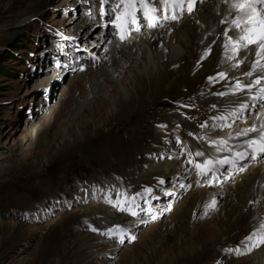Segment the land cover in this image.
Segmentation results:
<instances>
[{"label":"rangeland","instance_id":"374dc122","mask_svg":"<svg viewBox=\"0 0 264 264\" xmlns=\"http://www.w3.org/2000/svg\"><path fill=\"white\" fill-rule=\"evenodd\" d=\"M118 1L109 0L112 9L101 14L98 0H90L95 2L94 11L86 0H0V264H159L161 258L152 262L157 246H144L148 240L146 231L155 225L163 226L187 198L188 202L191 198L192 202L205 198L200 213L194 215V223L205 217L203 210L211 208L205 203L214 198L215 192L218 196L206 223L222 221L233 207L243 209V202L238 207L234 200L240 195L239 180H244L241 174L248 172L247 167L260 165L264 155L258 154L264 152L247 153L236 169L232 157L228 160L231 164L222 165L219 176V166L214 171L200 168L197 172L186 171L182 165L190 150L199 158L212 156L220 148L222 138L211 136L210 131L215 120L225 121L222 117L229 109L223 104H227L228 95L242 100L243 110L248 108L245 112L251 108L250 115L245 116L237 106L231 108L229 112L236 120L230 122V127L214 129L217 134L246 126L248 119L255 116H264V97L254 95L256 90L264 92V80L254 79L248 89L241 91L242 80L235 81L241 76L234 75L235 68L245 61L240 58L234 68L223 53L228 45L234 46L236 52L253 47L254 43L247 41L244 46L236 37L224 35V28L237 30L243 24L237 27L233 19L226 18L219 33L216 30L206 35L215 41L201 40L191 47L187 58L193 61L184 66L181 59L187 55L185 52L179 55L178 62L168 58L159 67L148 50L145 58L141 52L132 57L140 50L133 42L130 58L122 59L111 82L104 80L102 93L93 100L108 102V96L113 95V101L92 118L86 112L94 110L93 105L88 100L81 106L79 97L69 89L72 83L81 81L80 74L98 70L80 54H88L95 61L99 47L96 41L105 37L112 49L116 30L120 31L118 37L122 36L121 26H113ZM138 1L143 8L139 13L148 21H130L128 9V25L130 22L140 28L139 34H131L128 41L132 37L138 40L150 30L148 24L160 23L166 15L164 5L169 3ZM211 2L199 0L194 9L178 18V25L181 18L193 20L195 15L211 12ZM181 5L187 8L185 1ZM151 8L164 15H160V21L154 12L150 13ZM127 31L130 34L131 28ZM98 33L102 34L95 36ZM217 45L224 49L208 57ZM60 60L64 63L60 64ZM248 71L244 70L245 75ZM224 74L228 75L226 80ZM212 78L215 82L210 81ZM216 79L225 82L214 92L208 84H216ZM236 91L238 95H233ZM203 94L218 100L217 106L198 101ZM255 128L252 135L261 138L264 127ZM104 138L108 143H102ZM88 142L92 146L85 147ZM244 144L232 148L225 144L218 152L241 155L246 149ZM116 149L121 152L113 153ZM157 177H163L162 188L153 187ZM190 188L200 191V196ZM179 211L184 212V207ZM171 223L175 225L177 220ZM204 226L195 231L202 234ZM242 236L238 243L223 247L220 238L215 245H209L208 251L182 264L247 263L256 252L249 249L252 238ZM228 247L234 252L231 257L225 251ZM219 248L222 256L211 258L212 251Z\"/></svg>","mask_w":264,"mask_h":264},{"label":"bare ground","instance_id":"6f19581e","mask_svg":"<svg viewBox=\"0 0 264 264\" xmlns=\"http://www.w3.org/2000/svg\"><path fill=\"white\" fill-rule=\"evenodd\" d=\"M126 1H127V4H123V1L121 0L115 3L114 15L115 14L117 15H116L113 26L115 27L121 26L120 30L122 31V36L119 38L118 36L120 35V31L116 30L115 40L117 41H115L114 39L112 40L115 47L111 49L110 46L107 45L108 43L107 39L103 37L101 38V40H98L95 42V46L97 47L99 46L97 48L98 55L96 59H94L95 61L91 60L90 55H89L90 57L88 56V54L85 56L82 52L80 56L81 55L83 56V60L84 61L87 60L88 63L91 62V64H94L96 67H98L97 68L98 70L91 71L89 75L87 74V72L80 74L78 79L79 80L81 79V81L74 83V84L72 83L71 88L69 89V92L72 95L79 97L81 106L82 104H84V102L88 100H89L90 105H93L94 110L90 112L88 111L86 112V114L92 118L99 115V112L106 109L110 105L111 101H113L115 97L113 95L108 96V99H109L108 102H106L107 100L101 101V102L100 101L95 102L93 100L97 96H100V94L102 93L103 86H104L102 84L103 81L106 80L107 82L108 81L111 82L112 76L121 67L120 64L123 61L122 59L130 58V50L131 48H133L132 46L133 42L139 45L138 48H140V50H138L137 53L134 54L132 57L137 56L139 52H141L142 53L141 57L145 58L147 54L146 51L148 50L150 54L149 56L151 57L155 66L159 67V66H162L163 64H166L165 62L167 61L168 58H171L172 61L178 62V60L181 59L179 55H182L183 52H185L186 54L187 53L190 54L189 50L192 49L191 47L192 46L196 47L198 45L197 42H200L201 40L202 41L208 40L209 42L215 41L216 38L208 39L206 35H208L209 32H215L216 30H217V33H219L222 27H224L222 22L226 18L230 17L231 19H233V21H240V15H242V13L235 6V0H212L211 2L212 11L211 12H208V14L201 13V14L195 15L193 20L188 19V18L187 19L181 18L182 21L178 25L177 22L180 21L178 20V18L184 15H187L186 13H188V10L194 9L196 4L199 3V0H169V3H167V6L164 5L162 1V4L166 8V11H165L166 15L164 16L161 13V10H160L161 14H159L158 9H157V14H156L153 8L150 9V13L154 12L155 13L154 17L158 16L157 21H160L159 20L160 15H162L161 17L164 16L165 18H163L160 23L153 22L151 24H148V28L150 30L147 29L144 32V34L141 35V37L139 36L138 40L132 37V39L130 38L131 40L128 41L127 38L131 37V34L132 35L139 34V30H140L139 25H135V24L133 25L130 22L128 25V20L126 17V13L128 14V9L130 10V15H128L130 21H137V20L144 19V18L148 21V18H146L144 14L139 13L143 11V8H140V1L138 2L137 0H126ZM149 1H150V4L160 3L161 5V0H149ZM184 1H185V7H187L186 9H184V7L181 5V3ZM88 2L90 3L91 10L94 11L95 2L91 3L90 0H86V3ZM98 3L100 4L99 13L101 14L102 13L105 14V12L108 11V9H112L111 8L112 6L110 7L109 0H98ZM254 6L258 11H264V3H256ZM144 11H145V8H144ZM170 13L173 14V16L169 15ZM141 15L143 17H141ZM166 16H167V19L171 18V20L168 21L166 19ZM247 20H248V17L246 20L244 17V20L239 22V25L243 24L241 29L235 30V29H231L230 27L224 28L226 32H224L225 34L224 33L223 34L229 35V37L233 39L236 37L238 41L243 42L244 46H246L245 44H247V40L241 39V37H244L246 35V29L257 27L256 25L248 24ZM128 27L131 28L130 34H128V31L127 33H125V29L128 30ZM200 29H202L201 33H200ZM101 34L102 33L100 34L98 33V34H95V36H99ZM247 34H252V33H247ZM260 44H261L260 40L256 41V43H254L252 48L247 49V52L239 51L238 49H237L238 51L236 52L235 48H233L234 46L233 47L231 46L229 48V45H228V50L226 52H223L225 54L224 56L226 57V60H230L233 64V67L234 65H237L239 63L237 61L240 58H242L245 61V64L243 66L239 65L240 68L234 67L235 68L234 77L241 76V78L235 79V81L237 82L242 80V88H241L242 90L241 91H245L246 89H248L253 83V82L252 83H249V82L254 81V79H259L261 81L264 80V48L260 50ZM237 46H239L240 48V45L238 43H237ZM141 48H144L145 50L142 51ZM220 48H221V51L224 49L222 45H217L216 48L213 47L214 50L213 51L211 50L210 55H208V57L212 56V54H214L215 51L217 55H219L220 53L218 54V52ZM205 54H208L207 51L205 53H202V56L204 57ZM74 56L77 57V55L75 54ZM187 56L188 54L183 59H181V63L183 66L188 65V62L193 61L187 58ZM69 59H72V58H69ZM69 62H71L70 64L74 63L73 60H69ZM63 63H64L63 60H60V64H63ZM228 67L229 69L231 68V66H228ZM236 69L238 70L236 71ZM244 70H249L248 74L245 75ZM224 75H225V80H226L228 75L226 74ZM214 76L218 78V75H214ZM225 80L222 81V80L216 79L217 82L215 84L214 78H212L210 81H214L211 83L214 85L215 88L212 87L211 83H209L208 86L210 87L211 91L216 92V90H218L219 87H221L224 84ZM231 80L232 78L230 79V81ZM244 85H246V87ZM238 93L239 92L236 91L233 95L235 94L238 95ZM198 94H202V92ZM254 95L255 96L258 95L259 98H261V97H264V92H262L261 90H256ZM197 100L200 101L201 103H205L207 106L210 105L209 107L217 106V104L219 103L218 100H214V98L208 95L206 96V94H203V96L198 98ZM250 101L252 100L250 99ZM223 105L224 107L229 109V111L231 108L236 107V106L240 110H243L244 108V106L242 105V100L239 101L236 97L231 98L230 95H228L227 104H223ZM238 108L236 109V111H238ZM246 109H244L243 112L246 113L245 116H248L250 115L251 108L245 112ZM86 110H88V108ZM229 111L227 115L225 114L222 117L225 119V121H219V119H217L215 120L214 123H212L214 129H216L217 127H230V122H233L236 120L235 115L232 113L230 114ZM261 116H257V117L255 116L253 118H250L248 119L249 121H248V124H246V126L239 125L240 127L238 128L236 127V129L229 128V130H227L226 132L224 131L225 133L217 134L216 133L217 130H214V129L210 131L212 132L211 136L215 135L216 137L222 138L223 140V142L220 144V148L218 149V151L221 152L225 144H228L229 148H232V147L237 146V144L239 143L245 142L244 148L246 149L243 150L244 154L241 153V155L235 154V155L226 156V155H223V153H219L218 151H216L212 154V156L209 155L208 157L207 155H205L204 157L202 156L199 158H195L194 157L195 152L190 150L188 151L187 156L184 157L187 160L184 161L183 164L180 163L184 165L183 169H185L186 171L196 170L198 172L200 168H198L196 165L197 164L203 165L204 161L207 160L209 161V164L206 166L209 168L207 170H212L216 166L217 167L219 166L218 172H216V175L219 176L220 173H222L221 171L223 167L222 165L224 163L231 164L232 162L228 160H232V157L234 158L233 163L235 164V169H236L237 163L242 161L244 158H246L247 153H252V154L257 153L258 154V153L264 152L260 150V148L264 146V139L252 135V133H254V130L256 129L255 127L257 128L264 127V116L263 117ZM174 117L175 116L170 117V119L173 120ZM260 132L261 133L264 132V129H261ZM102 143L103 144L108 143L107 139L104 138V140H102ZM88 145L90 146L91 142H88V144L85 147H87ZM117 152H121V150L116 149V151H113V153H117ZM214 154H217V155H214ZM263 155L264 153L258 154V156H263ZM219 157H223V159L220 161ZM260 159H264V158L260 157ZM180 164H178V166ZM243 168H245V166H242V169ZM235 169H234V172L237 173ZM237 170L239 171V168ZM247 170H248L247 173L241 174L243 177L242 180L243 179L244 180L243 181L239 180L240 182L239 194L240 195L238 196V198L234 199L236 200V205L238 207H239V204L243 202L242 203L243 209H239L237 207L234 209L233 207L234 210L231 209L225 216V219H223L222 221L220 222L208 221L206 223L205 221L207 220V218L212 215L211 213H212V208L214 205L215 197L218 196L216 195V192H215V193H212V195L214 194L213 196L214 198L212 200L210 199L208 203H205L206 206L211 205V208H209L207 212L206 210H203L202 214H205V217L200 218V220L196 221V223H194V220H193L194 215L196 216L198 215V213H200L202 201L205 198H200L199 200L195 199L194 202H192L193 201L192 198H191V201L188 202L187 201L188 198H187L185 202H181V204L179 205L180 208L184 207L185 209L184 212L179 211L180 208L179 206H177L174 212L172 213V217H170V219H168L166 223L163 224V226L159 227V225H155L154 228L148 229L145 234L148 236V240L146 241L144 245L145 248L149 247L150 244L157 246V249L155 251L156 254L154 255V257H152L153 258L152 262L153 261L155 262L161 258V261L159 264H182L184 260L186 259L193 260L201 253L208 251L210 249L209 245L211 244L215 245L216 241L220 240V238H222L220 247L223 244L231 246V245L238 243L240 240H243L242 235L245 234L247 235V237L252 238V242L249 245V249L254 250L256 253L252 254L249 262L246 263V261L244 262L242 261L240 263L238 262L237 264H264V231H263L264 217L261 218L262 215L264 216V160L260 163V165H257L256 167H253V168L247 167ZM212 171H214V169ZM231 172H233V170ZM194 176L195 177L193 178L197 179V176L196 175ZM162 178L163 177H157V179L154 181L153 187L156 188L160 186V188H162L163 186L161 185V183L163 180L160 182V179ZM229 188H232V187H229ZM190 192H193L197 194L198 196H200V193H201L200 191L195 192L193 188H190ZM219 193L221 194V192ZM244 193L247 194V197H244L245 195ZM222 194L225 195V191H223ZM195 196L193 198H195ZM191 212L193 213L192 218L190 214ZM237 215L238 217L235 218ZM175 220H177V224L172 225L173 223L171 222ZM202 226L206 228V230L204 229L205 231L202 232V234L198 231H195V229L199 230ZM172 241H175V243H173V245H171V248H170V243ZM198 249H200L201 251L199 252ZM218 251H220V248L219 250L214 249L212 251L213 255L211 254L212 256L210 257L219 259L220 256L222 255ZM225 251L229 253V256L231 254H234V252L229 250V247L226 248ZM208 256H205V257H208ZM227 260L229 261V259ZM230 263L234 264V262H230Z\"/></svg>","mask_w":264,"mask_h":264},{"label":"snow or ice","instance_id":"6c2138e0","mask_svg":"<svg viewBox=\"0 0 264 264\" xmlns=\"http://www.w3.org/2000/svg\"><path fill=\"white\" fill-rule=\"evenodd\" d=\"M256 3H264V0H235V6L242 13L240 15V21H243L244 17L248 16L247 23L257 26L246 29V35L241 37V39H246L248 43H256L257 40H260V47L264 48V11H258L254 6ZM249 13H252V15L249 16ZM240 21H233V23L238 27ZM261 138L264 139V132L261 133ZM260 150L264 151V146ZM208 164L209 161L205 160L203 165L197 164L196 166L201 168L202 171H207L206 166Z\"/></svg>","mask_w":264,"mask_h":264}]
</instances>
